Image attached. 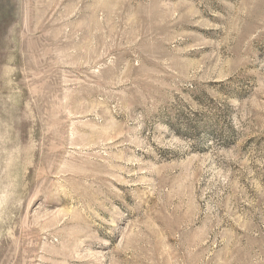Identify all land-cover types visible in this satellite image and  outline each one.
I'll return each instance as SVG.
<instances>
[{"label": "rangeland", "instance_id": "1", "mask_svg": "<svg viewBox=\"0 0 264 264\" xmlns=\"http://www.w3.org/2000/svg\"><path fill=\"white\" fill-rule=\"evenodd\" d=\"M0 264H264V0H0Z\"/></svg>", "mask_w": 264, "mask_h": 264}]
</instances>
